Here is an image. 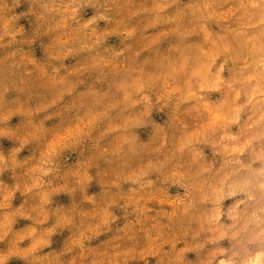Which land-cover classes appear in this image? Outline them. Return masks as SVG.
Wrapping results in <instances>:
<instances>
[{"label": "clouds", "instance_id": "9594fccd", "mask_svg": "<svg viewBox=\"0 0 264 264\" xmlns=\"http://www.w3.org/2000/svg\"><path fill=\"white\" fill-rule=\"evenodd\" d=\"M0 264H264V0H0Z\"/></svg>", "mask_w": 264, "mask_h": 264}]
</instances>
